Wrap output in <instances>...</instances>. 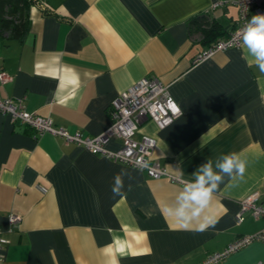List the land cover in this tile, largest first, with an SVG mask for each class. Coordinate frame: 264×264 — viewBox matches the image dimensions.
I'll use <instances>...</instances> for the list:
<instances>
[{"label":"crops","instance_id":"1","mask_svg":"<svg viewBox=\"0 0 264 264\" xmlns=\"http://www.w3.org/2000/svg\"><path fill=\"white\" fill-rule=\"evenodd\" d=\"M215 1L33 0L21 36L4 23L14 17H0V69L11 75L0 82V96L22 97L28 111L54 126L95 135L110 124L114 97L155 75L181 108L163 128L148 117L138 125L136 137L156 139L159 165L196 181L209 159L214 171L221 155L247 160L242 179L225 176L206 207L186 208L187 186L1 114V264H199L264 228V217L249 211L235 220L242 197L258 190L264 202V73L244 39L192 62L237 24L235 0L213 7ZM212 23L216 35L206 43ZM105 146L118 149L120 140ZM179 210L192 215L187 226ZM11 212L20 216L12 225ZM205 216L215 223L200 230ZM213 264H264V241Z\"/></svg>","mask_w":264,"mask_h":264},{"label":"built area","instance_id":"2","mask_svg":"<svg viewBox=\"0 0 264 264\" xmlns=\"http://www.w3.org/2000/svg\"><path fill=\"white\" fill-rule=\"evenodd\" d=\"M223 2L225 1H215L212 6H217ZM235 2L238 6L237 24L226 37L217 39L197 53L192 60L194 64L212 56L216 51L228 47H238L244 37L245 26L252 16L264 14V0H235ZM40 5L43 9L47 7L45 1H41ZM10 79L11 75L0 69V82ZM180 113L181 108L169 92L168 85L162 83L155 75L143 76L121 90L110 104V124L102 132L95 135H83L79 130L71 132L65 127L54 126L49 116L28 111L22 97L0 96V115H8L10 121L14 123L29 126L35 133L49 132L58 135L66 143H77L92 153H99L113 160L137 167L151 177L163 176L172 182L187 186L196 181H190L169 173L165 167L153 159L152 151L156 144L154 137L135 136L138 125L143 118L148 117L154 121L157 127L163 128ZM112 137L120 140L118 149H110L105 146L108 139ZM260 194L256 190L239 199V208L235 213L236 222L241 221L245 211H249L255 218L264 217V202L260 201ZM7 219L12 225L20 219V216L11 212ZM254 240L264 241V228L235 237L223 249L207 253L199 264H213L220 261ZM6 242L7 239L2 235L0 229V264Z\"/></svg>","mask_w":264,"mask_h":264},{"label":"clouds","instance_id":"3","mask_svg":"<svg viewBox=\"0 0 264 264\" xmlns=\"http://www.w3.org/2000/svg\"><path fill=\"white\" fill-rule=\"evenodd\" d=\"M245 43L249 50L256 55V64L259 71L264 73V14L253 15L251 20L246 24L244 29ZM247 166V160L242 158L238 153H229L221 155L216 168L213 170L212 160L209 159L207 163L201 165L194 175L196 182L189 184L184 193V207L188 208L194 206L203 209L206 207L219 185L223 183L224 177L227 176L232 180L243 178ZM117 182L120 183L119 178ZM119 193V190H117ZM178 218L187 226V222L192 218V215H187L185 211H176ZM199 215V213H194ZM215 223V219L211 216H205L203 221L199 224V229L204 230Z\"/></svg>","mask_w":264,"mask_h":264},{"label":"trees","instance_id":"4","mask_svg":"<svg viewBox=\"0 0 264 264\" xmlns=\"http://www.w3.org/2000/svg\"><path fill=\"white\" fill-rule=\"evenodd\" d=\"M33 0H0V17L6 14L14 18H5L4 23L7 27L11 26L12 31L16 36H21L27 29V14L28 7ZM215 26L210 25V27L204 31V41L206 43L215 37ZM211 44V43H210Z\"/></svg>","mask_w":264,"mask_h":264}]
</instances>
